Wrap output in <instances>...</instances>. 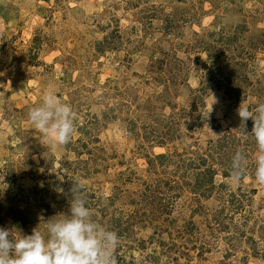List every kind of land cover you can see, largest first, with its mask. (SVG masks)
<instances>
[{
  "label": "rangeland",
  "instance_id": "1",
  "mask_svg": "<svg viewBox=\"0 0 264 264\" xmlns=\"http://www.w3.org/2000/svg\"><path fill=\"white\" fill-rule=\"evenodd\" d=\"M49 88L64 145L27 116ZM241 103H264V0H0V227L47 235L80 179L116 264H264Z\"/></svg>",
  "mask_w": 264,
  "mask_h": 264
},
{
  "label": "clouds",
  "instance_id": "2",
  "mask_svg": "<svg viewBox=\"0 0 264 264\" xmlns=\"http://www.w3.org/2000/svg\"><path fill=\"white\" fill-rule=\"evenodd\" d=\"M236 111L242 122L253 120L251 135L258 148L254 175L264 185V103L258 104L254 113L243 103ZM27 116L34 129L52 145L67 144L74 134L71 106L50 88L44 90L41 101L29 109ZM231 169L234 180L246 174L242 152L232 157ZM70 193L68 212L46 221L47 235L36 227L30 235L14 236L12 230L0 227V264H116L118 234L93 219L82 180L73 181Z\"/></svg>",
  "mask_w": 264,
  "mask_h": 264
}]
</instances>
